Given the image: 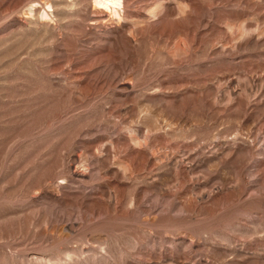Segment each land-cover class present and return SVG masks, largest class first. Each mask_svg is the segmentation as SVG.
<instances>
[{
    "label": "rangeland",
    "instance_id": "obj_1",
    "mask_svg": "<svg viewBox=\"0 0 264 264\" xmlns=\"http://www.w3.org/2000/svg\"><path fill=\"white\" fill-rule=\"evenodd\" d=\"M0 264H264V0H0Z\"/></svg>",
    "mask_w": 264,
    "mask_h": 264
},
{
    "label": "bare ground",
    "instance_id": "obj_2",
    "mask_svg": "<svg viewBox=\"0 0 264 264\" xmlns=\"http://www.w3.org/2000/svg\"><path fill=\"white\" fill-rule=\"evenodd\" d=\"M93 3L97 7L116 17L118 16V9L122 8L123 0H93Z\"/></svg>",
    "mask_w": 264,
    "mask_h": 264
}]
</instances>
